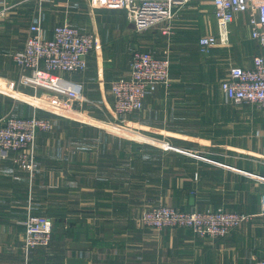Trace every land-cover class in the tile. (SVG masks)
<instances>
[{
    "label": "crops",
    "instance_id": "0c3cea01",
    "mask_svg": "<svg viewBox=\"0 0 264 264\" xmlns=\"http://www.w3.org/2000/svg\"><path fill=\"white\" fill-rule=\"evenodd\" d=\"M87 2L51 0L40 8L36 0H0V77L14 90L0 91V117L37 113L52 124L37 133L35 172L24 170L15 153L0 150V264H258L264 259V110L227 100L221 86L231 65L250 67L254 55L264 52L250 37L248 15L237 16L230 42L214 46L203 60L199 37L187 33L197 42L190 44L192 54L183 45L170 56V85L150 86L143 109L119 119L111 83L129 74L130 56L125 44L117 47L114 36H105L97 21L105 11L91 10ZM80 11L89 17L77 22L69 16ZM37 21L50 37L63 22L101 32L86 70L55 72L84 84L80 110L66 107L72 114L22 98L47 102L54 94L21 83L13 57ZM83 114L120 121L139 138L107 131ZM157 202L251 217L224 237L203 238L190 228L144 226L141 212ZM34 213L53 218V238L27 252L24 221Z\"/></svg>",
    "mask_w": 264,
    "mask_h": 264
},
{
    "label": "built area",
    "instance_id": "2783aa9c",
    "mask_svg": "<svg viewBox=\"0 0 264 264\" xmlns=\"http://www.w3.org/2000/svg\"><path fill=\"white\" fill-rule=\"evenodd\" d=\"M40 8L51 0H36ZM193 0H88L92 9H124L137 30L162 25L165 33H171L177 12ZM212 5L216 32L210 31L199 38V50L208 54L218 44L230 42L231 24L240 14L248 15L250 37L264 48V0H207ZM5 10L0 11V17ZM100 44L96 31H85L70 22L57 24L50 37L39 21L30 25L29 35L22 50L14 54L20 67V82L34 89L51 90L46 96L49 106H40L54 113H64L55 108L68 107L64 99L82 104L84 84L56 75L55 72H80L88 67L91 52ZM171 59L159 57L151 50L134 49L130 57L128 75L119 76L111 83L114 98L113 111L123 117L142 110L150 86L171 83ZM61 81L62 84H58ZM225 95L237 103H253L264 110V52L253 57L250 67L231 65L228 77L221 83ZM74 105H72V109ZM51 121L34 113L30 117H0V148L5 156L18 151V164L33 171L37 132L48 131ZM264 163V148H263ZM264 182V176H260ZM261 214L264 216V193ZM251 216L229 212L222 208L205 211H185L168 205H160L143 211L140 222L155 229L186 226L198 235L220 237L230 233ZM54 223L45 215L29 214L24 221V247L27 252L47 246L53 236ZM258 264H264V259Z\"/></svg>",
    "mask_w": 264,
    "mask_h": 264
},
{
    "label": "rangeland",
    "instance_id": "374dc122",
    "mask_svg": "<svg viewBox=\"0 0 264 264\" xmlns=\"http://www.w3.org/2000/svg\"><path fill=\"white\" fill-rule=\"evenodd\" d=\"M63 1H66L68 4H73V3L78 4V3L82 2V0H63ZM205 1L206 0H193L192 3L183 7L182 9H180L177 12V15L175 17L174 26H173V30L171 31V33H165L161 28L162 27L161 24L154 26V27H151V28H145L141 31L137 30L136 26L130 22V20L127 16V11H125L124 9H109V10L108 9H99V10H103L105 12L102 14V16L100 15L99 18L97 17V21L100 20V22L102 23V26L104 28V34H105V36L107 34L108 40L112 36H114V39H116L115 43H117V47H123L124 44L126 45V50H127V53L129 54L130 57H131L132 50L137 49V48L151 50L155 55H164V56L167 55L170 57V56H173L175 54H178V53H175L176 50H178V48H180V46H183V45H189L188 55H190V54H192V50H191L192 48H191L190 44L196 43L197 39L195 41L193 40V42H192L191 38L188 37L187 33H189V34L191 33V35L193 34V36L195 35L197 38L198 37L200 38L202 35L210 32V31H215V26H214L215 25V19H214L213 14H212V9H211V7L208 8L209 5L207 3H205ZM87 3H88V7L90 8L89 2H87ZM44 5H46V4H44ZM90 9L94 10L92 8H90ZM69 16L71 18H75L77 20V22H79L81 19H85V17H89V14H88V12L80 11L79 13H75V14H71V15L69 14ZM71 18H69V21H71ZM192 27H196V28H192ZM187 28H189V29H187ZM244 28L245 27L242 28V35L243 36L247 35V31H248L247 29H244ZM93 30L97 32L99 39H100V42H101L102 41L101 40L102 35H100L101 32H98L95 28ZM198 49H199V47H198ZM199 54H200V56L202 55L200 50H199ZM201 58H202V56H201ZM170 59H171V57H170ZM203 59L204 58H202V60ZM201 64H204V63L201 62ZM121 76H124V75H121ZM225 98L227 100H230L227 96H225ZM64 101H66L68 108H70V106L74 105L73 108L80 110V107L77 106L78 105L77 103H74V102H72L66 98L64 99ZM56 110H58V112H59V108H55V111ZM102 114H103V116H105V114H106L104 109H102ZM18 117H20V116H18ZM123 117H125V116H123ZM122 118L119 116V119H122ZM49 120L51 121V119H49ZM119 125L122 127H126V126H124L123 123H120V121H119ZM104 129L108 131V129H106V128H104ZM50 130H48V131H50ZM0 150H1V148H0ZM34 150H35V161H36V159H37L36 158V156H37L36 141H35ZM13 153H15V156L13 157V159L16 161L19 153H18V151H14ZM37 166H38V163H37ZM37 166H36V162H35V167L33 170L34 172L37 169ZM23 169L27 170L25 168H23ZM157 203L158 204L152 205L149 208L160 206L159 202H157ZM161 205H165V204H161ZM149 208H147V209H149ZM147 209H145V210H147ZM142 213L143 212H141L140 216L142 215ZM37 215L48 216L47 214H37ZM48 217H50L52 219V222L54 223L53 218L51 216H48ZM177 228H190V227L178 226ZM190 229H192V228H190ZM194 233L197 236H200L195 231H194ZM200 237L204 238L207 236H200ZM220 237H224V236H220ZM93 239H95V238H93ZM37 248H39V247H37Z\"/></svg>",
    "mask_w": 264,
    "mask_h": 264
},
{
    "label": "bare ground",
    "instance_id": "6f19581e",
    "mask_svg": "<svg viewBox=\"0 0 264 264\" xmlns=\"http://www.w3.org/2000/svg\"><path fill=\"white\" fill-rule=\"evenodd\" d=\"M57 83H58V81H57ZM1 90H3L4 93L6 92L8 94H13L14 93V90H13L12 86L7 83V80L0 77V91ZM21 95H22V98H28L30 101L34 102L36 105L39 104V105L44 106V107L45 106H49L50 108H53V106L48 105V103L45 102L43 99H35V98L32 99L30 96H25L23 94H21ZM59 111H63L64 113H67V114H72V111L69 110L68 108H59ZM83 118L86 121H90V122H92L94 124H97V125H99L101 127H104L106 129L113 130V131L118 132L120 134H123L125 136L139 138L135 132L130 131L127 128L122 127V126H120L118 124L108 123V122H105V121H102V120L94 119V118H92L90 116H87L86 114H83Z\"/></svg>",
    "mask_w": 264,
    "mask_h": 264
},
{
    "label": "trees",
    "instance_id": "16d2710c",
    "mask_svg": "<svg viewBox=\"0 0 264 264\" xmlns=\"http://www.w3.org/2000/svg\"><path fill=\"white\" fill-rule=\"evenodd\" d=\"M54 230V229H53ZM52 238H53V236H52ZM52 241V240H51ZM51 243V242H50ZM48 246V245H47ZM41 247H43V246H41Z\"/></svg>",
    "mask_w": 264,
    "mask_h": 264
}]
</instances>
